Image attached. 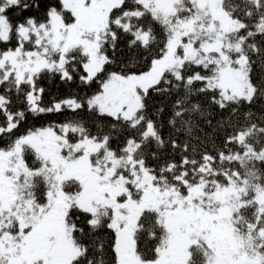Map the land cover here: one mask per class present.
<instances>
[{
    "label": "snow or ice",
    "instance_id": "snow-or-ice-1",
    "mask_svg": "<svg viewBox=\"0 0 264 264\" xmlns=\"http://www.w3.org/2000/svg\"><path fill=\"white\" fill-rule=\"evenodd\" d=\"M0 264H264V0H0Z\"/></svg>",
    "mask_w": 264,
    "mask_h": 264
},
{
    "label": "trees",
    "instance_id": "trees-1",
    "mask_svg": "<svg viewBox=\"0 0 264 264\" xmlns=\"http://www.w3.org/2000/svg\"><path fill=\"white\" fill-rule=\"evenodd\" d=\"M71 87H75V85H72ZM69 90V86H65V85H61L58 82H53L51 84V91L52 93H56V92H65Z\"/></svg>",
    "mask_w": 264,
    "mask_h": 264
}]
</instances>
